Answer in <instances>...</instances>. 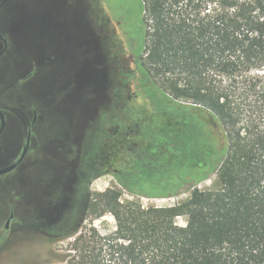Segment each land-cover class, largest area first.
Here are the masks:
<instances>
[{
	"label": "trees",
	"instance_id": "trees-1",
	"mask_svg": "<svg viewBox=\"0 0 264 264\" xmlns=\"http://www.w3.org/2000/svg\"><path fill=\"white\" fill-rule=\"evenodd\" d=\"M139 3L134 59L99 0L89 2L90 18L107 23L112 73L119 55L124 70L114 68L82 164L89 182L116 184L86 189L48 237L64 244L44 246L41 264H264V0ZM184 193L167 206L140 200Z\"/></svg>",
	"mask_w": 264,
	"mask_h": 264
},
{
	"label": "flooded vegetation",
	"instance_id": "flooded-vegetation-1",
	"mask_svg": "<svg viewBox=\"0 0 264 264\" xmlns=\"http://www.w3.org/2000/svg\"><path fill=\"white\" fill-rule=\"evenodd\" d=\"M90 1L0 0V73L7 75L5 80L12 81L16 92L18 87L29 88L36 78V89L44 94L37 100L26 98L27 91L11 95L5 107L14 115L0 108L5 117L0 134V150L5 148L0 152V169L17 163L26 149L17 166L0 176L17 170L30 150H36L49 163L79 171L84 182L92 177L87 162L84 166L80 161L82 149L90 147L92 125L82 126L80 117L89 111L91 89L105 82L112 85L113 77L105 54L107 23L97 15L95 21L90 18ZM100 76L104 77L101 82ZM3 103L0 96V105ZM17 104H26L28 112ZM6 144L10 147H3ZM89 153L86 151L85 161ZM28 197V186L21 178L19 193L6 205L0 201V246L7 245L11 230L28 227Z\"/></svg>",
	"mask_w": 264,
	"mask_h": 264
},
{
	"label": "rangeland",
	"instance_id": "rangeland-1",
	"mask_svg": "<svg viewBox=\"0 0 264 264\" xmlns=\"http://www.w3.org/2000/svg\"><path fill=\"white\" fill-rule=\"evenodd\" d=\"M99 2L106 15H108L111 22L116 26L124 50L134 59H139L142 54L144 39L139 0H99ZM78 14L76 13V18L79 17ZM82 17L83 15L80 18L82 19ZM117 62L118 64L113 66V73L111 71L114 82H116L117 74L114 68L122 66L124 70L123 57L121 55L117 57ZM138 67L140 74L138 83L141 85L143 81H148V78L139 64ZM6 76L1 71L0 96L4 100V103L0 105V108L2 110L3 106L7 114L14 115L12 110L5 106L9 103L6 102L10 99L9 97L16 95L15 93L23 94L25 93L24 91H27L26 98L30 100H37L43 97L44 94L36 89V78L33 79L32 84H29V88L18 87V91L16 92L12 86V81L9 79L5 80ZM107 76L109 78V74ZM102 79L104 77L100 76L98 81L101 82ZM128 82L129 89L132 91L134 84H136V76H131ZM109 85V82H105L100 88L91 89L89 96L92 102L88 113H82V115L77 114L81 115L80 124L82 126L87 123L88 125H92V133L99 123L100 115L106 110L109 104ZM28 102L30 101L28 100L26 104ZM26 104H17V106L27 113ZM50 114L53 115V111ZM33 140L35 142L37 141L34 137ZM3 147H10V145L6 144ZM0 152H5V148H2ZM84 153L85 150L82 149L80 157L82 163ZM49 162L38 151L30 150L27 159L17 170L10 174L0 176L1 205H6L12 199V196L19 193L21 178L22 182L27 184L29 193V213L26 222L28 227L22 231L11 230L9 232L10 235L6 242L7 245L0 246V264H41L43 261L44 246H60L64 244L62 242L49 243L48 239L51 238V235H55V231H57L60 223L68 226V223L71 221V214L75 207L83 200L86 189L88 188L89 192L94 194L102 192L106 188L116 184L110 175H103L93 179L91 182H89L90 179L84 182L79 171L69 170ZM59 178L60 181H57ZM14 180L17 181L14 183ZM209 183V181H206L200 184V186H207ZM188 196V193H184L172 201L170 199L149 200L146 198H141L140 200L144 205L154 204L167 206L182 201ZM124 197L128 196L124 194ZM178 223L183 224V221L178 219Z\"/></svg>",
	"mask_w": 264,
	"mask_h": 264
},
{
	"label": "water",
	"instance_id": "water-1",
	"mask_svg": "<svg viewBox=\"0 0 264 264\" xmlns=\"http://www.w3.org/2000/svg\"><path fill=\"white\" fill-rule=\"evenodd\" d=\"M0 55H1V53H0ZM4 127H5V117H4V114L2 113V111L0 110V134L2 133ZM25 152H26V149L23 151V154H22V156L18 162H20L22 160L23 156L25 155ZM17 163H13V164L5 167V168L0 169V175L6 174V173L10 172L11 170H13L17 166Z\"/></svg>",
	"mask_w": 264,
	"mask_h": 264
},
{
	"label": "built area",
	"instance_id": "built-area-1",
	"mask_svg": "<svg viewBox=\"0 0 264 264\" xmlns=\"http://www.w3.org/2000/svg\"><path fill=\"white\" fill-rule=\"evenodd\" d=\"M167 199H170L171 201L175 200L174 198H167ZM160 200H166V199H160Z\"/></svg>",
	"mask_w": 264,
	"mask_h": 264
}]
</instances>
